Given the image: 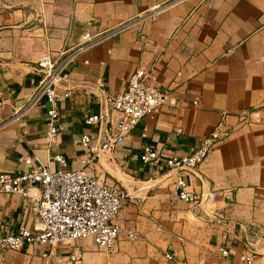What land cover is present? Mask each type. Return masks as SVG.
Segmentation results:
<instances>
[{
	"label": "crops",
	"instance_id": "1",
	"mask_svg": "<svg viewBox=\"0 0 264 264\" xmlns=\"http://www.w3.org/2000/svg\"><path fill=\"white\" fill-rule=\"evenodd\" d=\"M142 15L71 64V93L59 91L64 127L56 142L45 135V101L13 119L42 77L38 61L45 53ZM138 67L152 68L155 84L177 102L160 105L111 151L85 163L83 133L95 139L100 130L118 132L119 113L98 82L118 93ZM245 110L253 111L251 121L238 123L235 115ZM100 111L107 113L101 122H86ZM225 111L235 128L196 175H187L190 189L216 191L217 198L192 204L178 196V174L167 173L165 158L193 151ZM145 143L161 152L159 161L140 159ZM58 153L66 163L54 159ZM28 154L38 157L36 165L81 168L123 187L128 195L112 222L142 235L122 234L113 249L92 237L0 245V264H264V0H0V171L30 169ZM30 192L40 189L33 185ZM31 204L18 193H0V233L38 222Z\"/></svg>",
	"mask_w": 264,
	"mask_h": 264
},
{
	"label": "built area",
	"instance_id": "2",
	"mask_svg": "<svg viewBox=\"0 0 264 264\" xmlns=\"http://www.w3.org/2000/svg\"><path fill=\"white\" fill-rule=\"evenodd\" d=\"M157 10H153L149 15H156ZM144 16L130 18L96 36L86 34L74 47H63L45 53L38 61L42 77L28 102L15 108L13 119H20L28 108L45 101L47 117L45 135L51 143L56 142L64 127L58 108L59 91L62 87L63 96H69L71 93V88L67 86V81L71 78V64L87 48L132 27ZM153 72L152 68L138 67L130 74L126 87L118 93H108L104 87L105 82L103 80L98 82L105 91L103 95L105 102L119 113L116 121L118 132L100 130L95 139L90 133H83L81 144L87 149L83 158L85 163H92L100 153L111 151L143 117L160 105L177 102L168 90H163L155 84ZM252 113V110H245L235 116L238 117V123H249ZM106 115L107 113L100 111L89 114L85 120L88 124L99 123ZM228 115L230 113L225 111L223 118L201 138L193 151L165 158L167 173L178 174L176 186L181 199L198 204L205 197L211 200L217 198L216 191L205 195L190 189L187 175H196L199 166L215 149L217 143L231 134L236 125L227 119ZM139 157L144 163H151L159 161L162 154L150 143H145ZM54 159L63 164L67 161L63 153L56 154ZM37 160L36 155L28 154L24 161L32 165L30 169L19 172L0 171V193H18L31 198V211L38 219V222L17 229L5 226L0 233L2 247L20 249L25 242L56 245L61 241L92 237L94 244L113 249L122 234L129 240L141 237L142 233L136 228L123 229L112 222L128 195L123 187L108 185L81 168L65 169L53 168L49 164L36 165ZM33 185L39 187L38 195L30 192ZM221 253L227 255L229 249L222 247ZM166 256L169 259L174 258L171 252L166 253ZM72 258L76 259L78 256L72 253ZM252 259V254L247 256L248 262Z\"/></svg>",
	"mask_w": 264,
	"mask_h": 264
}]
</instances>
